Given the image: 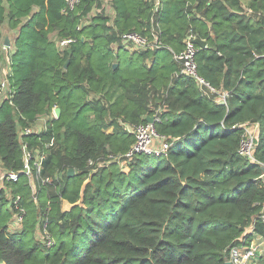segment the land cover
<instances>
[{
	"label": "trees",
	"instance_id": "1",
	"mask_svg": "<svg viewBox=\"0 0 264 264\" xmlns=\"http://www.w3.org/2000/svg\"><path fill=\"white\" fill-rule=\"evenodd\" d=\"M108 1L113 14L102 0L67 12L65 0H0V20L17 29L3 75L11 92L0 100V165L17 173L0 187V213L10 202L0 260L223 264L232 246L264 240V0H159L157 11L155 0ZM132 30L158 43L126 46ZM190 33L206 40L195 42L198 72L225 102L180 71L174 54ZM57 106L45 128L26 132ZM156 111L166 152L112 159L134 141L126 125ZM251 122L255 160L239 153ZM24 145L46 151L35 184ZM89 160L103 164L92 170Z\"/></svg>",
	"mask_w": 264,
	"mask_h": 264
},
{
	"label": "built area",
	"instance_id": "2",
	"mask_svg": "<svg viewBox=\"0 0 264 264\" xmlns=\"http://www.w3.org/2000/svg\"><path fill=\"white\" fill-rule=\"evenodd\" d=\"M79 0H65V7L62 9L64 12L74 9ZM159 0H155V11L159 8ZM111 12L114 13L112 7H110ZM97 8H93V10L89 14H95ZM87 20V16L84 19V22ZM194 34H188L186 36L184 47L181 51L174 54V57L180 62L181 69L180 71L183 74L190 75L194 78V80L199 85L200 89L205 94L210 93H218L215 97L216 101L225 102L226 92L221 90L218 92L217 88L212 86L199 72L198 65L196 60V52L197 45L194 41ZM122 39L126 46L131 48H143L147 46H153L158 43L157 36L154 35L152 40H149L146 36L141 35L137 31H128L123 33ZM72 38H65L59 40L57 43L59 46H64L68 44ZM7 73V72H5ZM4 73V74H5ZM11 88L9 85V81L5 76L0 79V100L4 97H8L10 95ZM152 120H146L144 122H140L137 124L126 125V129L133 133L134 141L131 146L124 152L117 155H110L112 159H118L122 161V157L131 158L136 153H165L169 142L167 140V136L161 134L157 131L155 122L160 120V115L158 111L154 112L152 115ZM56 117L54 112V108L51 111V115L41 117L37 120L36 124L32 127L26 128V132H39L41 129L46 127V123L48 118ZM43 119V124L39 129L40 120ZM242 128L244 130L243 136L240 141L239 153L246 156L250 160H255L253 151L255 146L259 143L260 137V124L259 122H251L242 124ZM24 148V170L29 177L36 174H39L40 169L42 167V161L46 156V151L36 149H28L26 145ZM32 163V165L30 164ZM94 162L92 160L88 161V164L92 165ZM264 176V172L262 177ZM17 173L16 172H4V169L0 167V187L4 181V179L8 180H16ZM19 200V195H16L15 202L16 208L19 211V214L11 224L15 230H19L23 218V208L19 206L17 202ZM12 228V227H11ZM42 230H46V223L42 225ZM257 240L254 237L251 239L249 244L246 245H234L229 249L228 256L226 260L230 261L231 264H257V257L259 254H264V240L260 236L255 235ZM49 243V242H48ZM0 264H5L3 260H0Z\"/></svg>",
	"mask_w": 264,
	"mask_h": 264
},
{
	"label": "rangeland",
	"instance_id": "3",
	"mask_svg": "<svg viewBox=\"0 0 264 264\" xmlns=\"http://www.w3.org/2000/svg\"><path fill=\"white\" fill-rule=\"evenodd\" d=\"M102 3H104L103 5L106 8V13L107 14H111V9H110V1L108 0H102ZM17 29H11L7 22L5 20H0V49H1V57H0V77H2L4 75L5 72H10V52H12V50L14 49V43H13V38L15 36ZM8 37L9 40V44L5 43V38ZM55 38V37H54ZM131 50H126L122 53V57H127L130 54ZM44 126L43 124V119L40 120V124H39V129ZM109 128H107L108 130ZM103 164L102 161L99 162L98 164H94L92 165L91 169L92 170H96L97 167ZM1 167V165H0ZM36 176L33 174V176L29 177L32 181L33 184L35 181ZM264 179V176H263ZM7 197H9L11 199L12 194H10L9 190L7 191ZM9 205L10 202L7 201L5 203V205L2 208V211L0 213L1 214H5L7 213L8 209H9ZM12 212V211H11ZM39 231H43L41 227H39ZM254 239L257 240V237L254 236Z\"/></svg>",
	"mask_w": 264,
	"mask_h": 264
},
{
	"label": "water",
	"instance_id": "4",
	"mask_svg": "<svg viewBox=\"0 0 264 264\" xmlns=\"http://www.w3.org/2000/svg\"><path fill=\"white\" fill-rule=\"evenodd\" d=\"M194 41L199 44L200 46L202 47H205L206 46V40L205 39H202V38H199V37H195L194 38ZM5 43L6 44H9V40H8V37L5 38ZM66 65V64H65ZM54 112L56 114V117L60 114V108L57 106L54 108ZM146 120H152V116H146ZM74 174V169L72 167L68 168L67 170V176H72ZM223 264H231L230 261L226 260L223 262Z\"/></svg>",
	"mask_w": 264,
	"mask_h": 264
},
{
	"label": "crops",
	"instance_id": "5",
	"mask_svg": "<svg viewBox=\"0 0 264 264\" xmlns=\"http://www.w3.org/2000/svg\"><path fill=\"white\" fill-rule=\"evenodd\" d=\"M111 14H112V13H111ZM108 128H109L108 130L110 131L112 127H108Z\"/></svg>",
	"mask_w": 264,
	"mask_h": 264
}]
</instances>
